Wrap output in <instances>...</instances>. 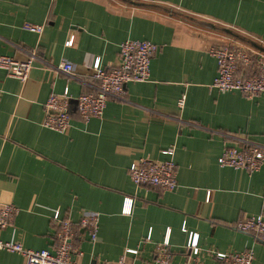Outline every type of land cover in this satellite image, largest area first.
<instances>
[{
  "label": "crops",
  "instance_id": "obj_1",
  "mask_svg": "<svg viewBox=\"0 0 264 264\" xmlns=\"http://www.w3.org/2000/svg\"><path fill=\"white\" fill-rule=\"evenodd\" d=\"M27 21L43 31L24 29ZM127 38L159 46L150 80L129 82L125 99H109L102 117L83 121L75 97L95 89L93 61L116 66ZM230 43L264 52V0H0V53L37 55L25 81L0 67V201L18 207L0 237L53 250L70 219L77 264H162L165 250L170 264H225L217 253L245 249L252 264H264V242L235 226L264 214V164L250 172L218 162L244 139L264 144V96L212 86L210 49ZM67 88L72 124L60 132L43 125L45 102ZM170 148L175 190L133 182L135 159H165ZM86 212L99 215L95 241L80 224ZM190 233L199 234L197 256L187 251ZM24 263L0 249V264Z\"/></svg>",
  "mask_w": 264,
  "mask_h": 264
},
{
  "label": "built area",
  "instance_id": "obj_2",
  "mask_svg": "<svg viewBox=\"0 0 264 264\" xmlns=\"http://www.w3.org/2000/svg\"><path fill=\"white\" fill-rule=\"evenodd\" d=\"M23 28L41 33L43 24L25 22ZM159 46L150 40L127 38L120 43L119 63L106 69L97 58L92 63L93 77L97 80L95 89L83 92L75 97V108L79 117L87 122L92 118L102 117L109 99H125V85L134 81H148L151 78V61ZM217 59L218 73L212 86L220 91H240L249 98L264 96V52L251 46L237 43L213 46L210 49ZM26 59H18L12 55L0 53V67L7 73L25 81L31 72L37 55L29 51ZM59 67L69 74H73V63L62 60ZM249 69L253 73L247 74ZM246 73V74H245ZM72 95L67 88L63 93H52L45 102L46 115L43 125L56 131L65 132L72 124ZM184 97L180 104H184ZM165 159H154L148 156L135 159L129 167V175L137 185L156 186L164 191L175 190L178 186V165L175 161V149L164 151ZM222 166L244 168L250 172L258 171L264 164V144L244 139L239 145H229L218 157ZM126 210L131 211L132 199ZM18 207L13 203L0 201V231L6 229L13 222ZM93 241L97 239L99 229V215L96 212H86L80 220ZM236 228L254 233L264 242V214L253 215L239 219ZM74 234L73 223L70 219L62 221L58 233V241L53 250L34 249L23 245L15 239L5 240L0 237V249L17 252L23 255L24 264H77L71 259L74 250L71 237ZM164 243L168 244L167 241ZM187 251L197 256L200 253L199 234L190 233ZM136 251V249H128ZM218 257L225 264H252L254 252L252 249L243 251L220 252ZM158 263L170 264L172 254L168 251L156 259ZM96 264H108L99 262ZM117 264H126L125 257H121ZM196 264H204L198 261Z\"/></svg>",
  "mask_w": 264,
  "mask_h": 264
}]
</instances>
